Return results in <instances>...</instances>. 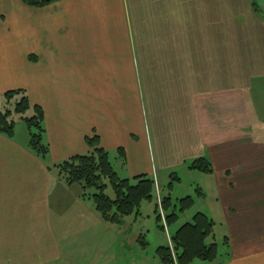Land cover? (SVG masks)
<instances>
[{
    "label": "crops",
    "instance_id": "crops-1",
    "mask_svg": "<svg viewBox=\"0 0 264 264\" xmlns=\"http://www.w3.org/2000/svg\"><path fill=\"white\" fill-rule=\"evenodd\" d=\"M254 1L260 13L251 0H0V96L23 90L43 110L48 147L41 159L15 128L0 134V264L74 252L90 264H158L163 244L148 256L135 231L127 252L125 219L104 222L58 176L54 166L87 154L94 136L123 150L133 179L180 181L177 170L206 158L225 215L220 261L264 264V0Z\"/></svg>",
    "mask_w": 264,
    "mask_h": 264
},
{
    "label": "trees",
    "instance_id": "trees-1",
    "mask_svg": "<svg viewBox=\"0 0 264 264\" xmlns=\"http://www.w3.org/2000/svg\"><path fill=\"white\" fill-rule=\"evenodd\" d=\"M30 7L41 8L60 0H22ZM251 5L256 13L260 9L254 0ZM264 20V16H263ZM31 116H26L27 112ZM16 118L25 123L29 130V148L39 158L48 155V147L44 144V113L38 106H32L23 90L8 91L0 96V134L12 138ZM89 152L84 155L73 156L54 166L60 179L68 186L78 185L83 197L88 196L95 211L104 222L121 224L122 220L132 215H138L142 202L153 198L155 182L152 178L141 175L134 178V184L127 179H120L109 160V154L99 143L97 136L86 138ZM117 158L124 160L122 149L117 151ZM189 170H196L209 174L211 165L206 158H197L188 165ZM175 178V177H173ZM178 180L177 178H175ZM110 186L113 197L105 194L107 184ZM172 186V183L169 184ZM94 191L93 194H86ZM160 205L155 204L156 221L162 220L160 210L164 212L163 219L171 225L178 219V213L191 209L194 201L185 197L178 201V212L172 209L169 196L160 199ZM170 211V212H169ZM163 229V226H160ZM211 242H208L209 240ZM142 248L146 242L138 240ZM221 247L228 248V241L224 239L220 244L214 240V222L204 213H195L191 221L182 224L171 236V246L157 248L156 255L161 264H222ZM225 258L229 255L225 250Z\"/></svg>",
    "mask_w": 264,
    "mask_h": 264
},
{
    "label": "rangeland",
    "instance_id": "rangeland-1",
    "mask_svg": "<svg viewBox=\"0 0 264 264\" xmlns=\"http://www.w3.org/2000/svg\"><path fill=\"white\" fill-rule=\"evenodd\" d=\"M137 49L136 44L134 45V51ZM141 88V85H139ZM26 116H31V112H27ZM15 136L19 140L28 141L29 130L27 129L25 123H23L19 118H16L15 123ZM109 154V160L112 164L114 171L120 179H127L131 184H134L133 176L127 171L123 166V161L117 158L116 153L111 151ZM176 174L180 181L176 180L169 176V172H162L158 176V181L155 182V188L153 193V198L151 201L142 202L140 206V214L132 215L128 218H125L124 223L121 229V238L130 242L135 231L142 232L144 240L146 242L145 253L150 256L154 255V247L156 245L163 244L164 246L171 245V236L177 231V229L184 224L185 222L191 221L192 216L201 212L206 214L208 217L213 219L215 224L214 232L219 241L220 237L226 231L225 226V215L222 211L217 209L215 203V197L213 196L214 190L216 189V180L215 178L209 177L208 174L201 173L196 170H189L187 168H182L176 171ZM106 182V181H105ZM172 183V186L169 184ZM107 184V182H106ZM71 194L80 193L83 194L81 188L78 185H73L70 190ZM94 191H87L86 194H93ZM105 194L110 198L113 197L112 190L107 184V189ZM157 196L161 199L163 197L169 196L172 202V209L178 212V201L185 197H191L194 201L193 206L190 210L184 213H178V219L176 222L171 225L166 224L164 220L156 221V213H154L155 204H157ZM83 197V196H82ZM85 200L90 201V205L93 207L92 201L88 196L83 197ZM169 211V212H170ZM161 215H164V212H161ZM231 218V217H229ZM160 226L164 228L161 229ZM102 236H107L109 233L101 231ZM114 235V233H112ZM119 236V235H117ZM141 247V246H140ZM130 248V249H128ZM128 249L127 252L132 253L133 248L130 247V243L126 246ZM125 251V250H124ZM142 250L140 249V252ZM73 256L72 259H66L62 262H57L58 264H90L89 260L85 261L77 260L76 253H71ZM158 264L160 263L159 259L156 257ZM161 264V263H160Z\"/></svg>",
    "mask_w": 264,
    "mask_h": 264
},
{
    "label": "built area",
    "instance_id": "built-area-1",
    "mask_svg": "<svg viewBox=\"0 0 264 264\" xmlns=\"http://www.w3.org/2000/svg\"><path fill=\"white\" fill-rule=\"evenodd\" d=\"M157 201H158V205H160V204H159V203H160V200H159L158 197H157ZM161 212H162V211L160 210V214H161ZM161 217H162V220H164L162 215H161ZM170 246H171V245H170Z\"/></svg>",
    "mask_w": 264,
    "mask_h": 264
}]
</instances>
